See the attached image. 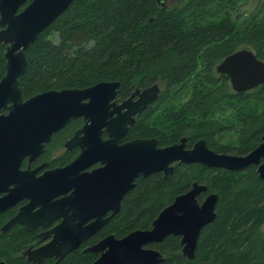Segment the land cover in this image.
Wrapping results in <instances>:
<instances>
[{
  "label": "trees",
  "instance_id": "trees-1",
  "mask_svg": "<svg viewBox=\"0 0 264 264\" xmlns=\"http://www.w3.org/2000/svg\"><path fill=\"white\" fill-rule=\"evenodd\" d=\"M240 48L264 61V0H184L176 6L163 0H73L25 50L19 87L25 99L105 80L119 82V95L132 86L156 83L158 97L136 116L128 138L153 136L160 146L182 136L189 145L204 138L216 152L245 155L264 133V84L235 92L228 76L215 69ZM4 51L0 42V79ZM221 110L232 120L219 119ZM225 133L235 136L223 142ZM193 182L206 186L199 201L209 192L217 195L215 217L201 228L192 259L181 253L179 236L149 244L164 257L158 264H264V179L252 165L227 170L197 162L176 163L168 175L136 179L120 209L84 246L38 264H91L98 254L84 247L108 234L120 238L149 228L158 212ZM12 211L0 212V261L37 264L23 254L36 231L17 224L1 230Z\"/></svg>",
  "mask_w": 264,
  "mask_h": 264
},
{
  "label": "water",
  "instance_id": "water-1",
  "mask_svg": "<svg viewBox=\"0 0 264 264\" xmlns=\"http://www.w3.org/2000/svg\"><path fill=\"white\" fill-rule=\"evenodd\" d=\"M72 1L0 0V42L7 44L6 71L0 79V212L29 199L1 230L15 223L32 230L62 218L46 232L52 236L49 241L23 251L27 260L37 264L49 257L62 259L79 247L120 209L122 197L136 179L156 172L171 174L176 163L197 162L227 170L252 165L264 179V133L258 145L245 155L216 152L204 138L189 145L186 136L164 146L158 145L156 137L121 143L127 123L132 124L135 114L158 97L160 87L156 83L136 88L110 120L113 111L108 110L109 102L117 93L118 81L52 89L23 99L19 76L27 65L25 50ZM215 69L228 76L235 92L264 84V61L249 48L228 54ZM77 116L86 119L79 130L83 134L72 139L81 146V152L69 165L39 177L33 175L35 171L20 168L23 158L33 159L52 133ZM103 127L108 133L105 140L101 138ZM96 161L100 167L80 172ZM69 190L68 195L54 200ZM205 191V184L193 182L158 212L149 228L120 238L108 234L83 251L98 254L91 264H158L164 257L147 244L173 234L180 236L181 253L192 259L201 228L215 217L217 195L211 192L199 201Z\"/></svg>",
  "mask_w": 264,
  "mask_h": 264
},
{
  "label": "flooded vegetation",
  "instance_id": "flooded-vegetation-1",
  "mask_svg": "<svg viewBox=\"0 0 264 264\" xmlns=\"http://www.w3.org/2000/svg\"><path fill=\"white\" fill-rule=\"evenodd\" d=\"M1 43H3V42H1ZM3 44L5 45V50H6L7 44H5V43H3ZM5 71H6V68H5ZM136 88H138V87H133L132 86V87L129 88V90H128V92L126 94L119 95V87H117L116 95L109 102L108 110L109 111H113V113H112L111 116L108 117V120H110L111 118H113V117H115L117 115L118 106L120 104H122V102L124 100L128 99L131 96V93L133 91H135ZM135 98H136V96L133 99H135ZM151 103H149V104H151ZM123 111L124 110L122 109L121 112H123ZM2 112L6 113V110H3ZM138 114L139 113L135 114V116H134L135 119H136V116ZM135 119H134V121H135ZM72 121H75V123L73 125H71L70 127H68L67 131H65L64 133H62V132L60 133L59 132L61 129H63L66 125H68ZM85 121H86V119L83 116H77V117H74V118L70 119L63 127H61L60 129H58L57 131L52 133L49 141L44 143L42 151L38 155H36L33 159H30L29 157L23 158L22 162L20 164V168L23 169V170L35 171V173H33V175H35V177H39L40 175L44 174L46 171H51V170H54V169H61V168L66 167L67 165H69L79 155V153L81 152V146L77 142L75 144V142L72 139L75 136H81L83 134V133H80L79 130L84 126ZM132 124H128L127 123V125H126V127H127L126 133L122 136L121 143L124 142V141H127V140H132L134 138H140V137H129L128 138V136H127L128 129H129V126H131ZM55 134L56 135L58 134V136L56 138L55 137L53 138V136ZM107 136H108V133H107V131H105V128L103 127L101 129V138L105 140V139H107ZM100 166H101L100 162L96 161V162H94L92 164H89L84 169L80 170V172L83 173V172L91 171V170L96 169V168H98ZM69 193H70V190L67 191V193L59 195L58 197H54V200L59 199V198L65 196V195H68ZM205 196H206V194L204 195V197ZM28 202H29V199H22V200L17 201L14 205H12L10 208H12L13 211L8 216V218L5 220L4 223H6L14 215H16V213L19 211V209L22 206L26 205ZM35 210H37V207H35L33 209V211H35ZM61 219H62L61 217L56 218V219H52L49 223H47L45 225H38L34 229H32V230L36 231V240L33 241V243L30 246V248H34L36 246H39V245L49 241L52 238V236L51 235H45L46 232L48 230H50L52 227H54L56 224H58L61 221ZM15 224H17V223H15ZM17 225H19V224H17ZM19 226H22V225H19ZM93 235H91V236H93ZM90 237H88V238H90ZM87 239L82 241V243L79 246H84V243L86 242ZM152 243H154V242H152ZM147 247H149V244H147ZM150 248H153V247H150ZM154 249H156V248H154ZM49 258L57 259L55 257H49Z\"/></svg>",
  "mask_w": 264,
  "mask_h": 264
},
{
  "label": "rangeland",
  "instance_id": "rangeland-1",
  "mask_svg": "<svg viewBox=\"0 0 264 264\" xmlns=\"http://www.w3.org/2000/svg\"><path fill=\"white\" fill-rule=\"evenodd\" d=\"M184 0H164L163 2L167 5V6H176L180 3H182ZM239 14V12H238ZM216 116L219 118V119H222V120H232L231 119V114L228 112V111H223L221 110L220 112H218L216 114ZM226 136L223 138L222 137V141L225 142L227 139L229 138H232L234 137L235 135L233 134H230V133H225ZM261 229L264 231V224L261 226Z\"/></svg>",
  "mask_w": 264,
  "mask_h": 264
},
{
  "label": "bare ground",
  "instance_id": "bare-ground-1",
  "mask_svg": "<svg viewBox=\"0 0 264 264\" xmlns=\"http://www.w3.org/2000/svg\"><path fill=\"white\" fill-rule=\"evenodd\" d=\"M152 137H153V136H152ZM152 137H144V138H152ZM134 139H141V137H140V138H134ZM128 191H129V190H128ZM126 193H127V192H126ZM126 193H125V194H126ZM209 193H211V192H209ZM209 193H208V194H209ZM125 194H124V195H125ZM208 194H206V195H208ZM122 198H123V197H122ZM204 198H205V197H204ZM204 198H203V199H204ZM121 200H122V199H121ZM216 203H217V201H216ZM215 207H216V204H215Z\"/></svg>",
  "mask_w": 264,
  "mask_h": 264
}]
</instances>
